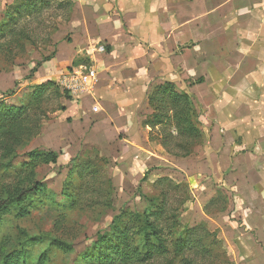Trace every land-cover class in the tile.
Wrapping results in <instances>:
<instances>
[{"label":"crops","instance_id":"obj_1","mask_svg":"<svg viewBox=\"0 0 264 264\" xmlns=\"http://www.w3.org/2000/svg\"><path fill=\"white\" fill-rule=\"evenodd\" d=\"M71 1V43L57 46L33 82L81 65L97 81L90 96L61 105L49 128L55 145L33 150L73 152L70 161L95 151L114 175L162 167L155 165L167 160L142 124L152 88L170 82L191 97L207 134L204 156L175 168L218 180L215 193L231 194L226 215L237 227L222 233L228 264H264V0ZM98 45L103 53L92 51ZM42 134L41 126L31 142Z\"/></svg>","mask_w":264,"mask_h":264},{"label":"rangeland","instance_id":"obj_2","mask_svg":"<svg viewBox=\"0 0 264 264\" xmlns=\"http://www.w3.org/2000/svg\"><path fill=\"white\" fill-rule=\"evenodd\" d=\"M71 14V0H48L44 4L40 0H0V99L26 106L14 127L16 137L0 138V200L35 182L45 189V193L28 199L32 208L28 217L0 216V264L6 254L19 250L28 253L29 264H109L100 260L102 255L95 254L91 260L84 257H90L98 236L109 231L112 220L122 211L140 216L130 224L132 231L142 227L144 213L148 221L155 220L163 228L167 252L153 255L143 264H228L222 233L237 227L226 215L231 194L222 190L215 193L222 184L218 180H201L197 174L182 173L174 166L178 161L204 156L205 128L204 139L194 147L193 155L177 158L164 152L167 162L159 161L155 166L162 167L141 176L114 175L111 164L95 151L73 161L69 156L73 152L63 151L54 164L28 158L34 147L48 142L55 145L54 129L52 134L49 131L57 120L55 115L64 102H78L66 98L56 86L32 94L35 84L42 82H33L36 65L52 59L60 44L71 43L67 29ZM60 76L52 78L54 83ZM10 91L13 96L8 95ZM38 125L43 134L34 143L30 139ZM142 130L148 145L152 148L154 144L161 151L158 142L149 141L150 134L157 138L158 131L151 132L148 127ZM178 235L190 240L181 254L172 248ZM134 238L136 246L141 236ZM54 241L69 249L61 250Z\"/></svg>","mask_w":264,"mask_h":264},{"label":"trees","instance_id":"obj_3","mask_svg":"<svg viewBox=\"0 0 264 264\" xmlns=\"http://www.w3.org/2000/svg\"><path fill=\"white\" fill-rule=\"evenodd\" d=\"M44 2H48V0H40V4H44ZM25 7L27 6H23V8ZM72 11L73 2L71 1V13ZM49 60L50 58H47L43 62H39L33 72L42 63ZM54 86L58 87L56 83L50 81L34 86L32 94H39L40 90L53 88ZM63 94H65L66 98H70L66 93L63 92ZM8 95L13 96L14 92L10 91ZM148 103L151 111H153L147 120L146 118L144 119L142 125L144 130L148 127L151 132L153 130L158 131L157 136H155L157 138H153V135L150 134L149 141L158 142L161 147V151H158L152 143L154 151L161 155L167 153L177 158L191 156L194 152V147L197 144H201L204 139L203 126L199 122V114L191 97L184 92H179L174 84L165 82L152 88L148 96ZM25 108L26 106L23 104L13 106L0 103V138L8 139L7 137L9 136L16 137V133L18 134V132L14 127L15 125H19V119L23 116ZM37 128L36 133L31 136L30 141L39 133V125ZM28 158L41 159L43 163L54 164L59 158V154L32 150L29 152ZM104 160L108 163L105 158H103ZM43 193H45L44 187L39 182H35L31 186L20 190L15 196L0 200V216L14 215L17 219L28 217L32 212L28 199ZM137 218L140 219V216L125 211L119 212L118 216L112 220L109 231L98 236V241L89 254L90 257L86 256L84 258L91 260L93 255L97 254L102 255L100 260L109 264H116L117 262H121L122 264H143L153 255L167 252V246L162 236L163 228L160 229L155 220L153 222L148 221L147 215L144 213L142 227L136 231H132L130 224ZM138 235L141 236V239L138 240L139 244L135 246L133 245L135 242L134 237ZM130 239L131 244L129 243ZM56 243L54 241V245ZM189 244V238L184 235H178L172 244L174 253L181 254L183 248L189 246ZM56 247L64 251L69 249L61 243H57ZM27 254L26 251L22 250L12 251L4 256L3 264H29L27 263L29 259ZM43 261L44 257L42 256L39 262L42 263Z\"/></svg>","mask_w":264,"mask_h":264},{"label":"built area","instance_id":"obj_4","mask_svg":"<svg viewBox=\"0 0 264 264\" xmlns=\"http://www.w3.org/2000/svg\"><path fill=\"white\" fill-rule=\"evenodd\" d=\"M92 51L103 53L105 49L103 45H98ZM96 81V70L91 66L81 65L71 67L67 72L62 74L56 82V85L72 100L78 101L90 96ZM93 111H97V109L94 108Z\"/></svg>","mask_w":264,"mask_h":264}]
</instances>
